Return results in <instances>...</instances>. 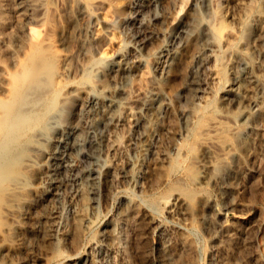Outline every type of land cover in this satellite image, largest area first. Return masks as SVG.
Returning <instances> with one entry per match:
<instances>
[{
	"label": "rangeland",
	"instance_id": "rangeland-1",
	"mask_svg": "<svg viewBox=\"0 0 264 264\" xmlns=\"http://www.w3.org/2000/svg\"><path fill=\"white\" fill-rule=\"evenodd\" d=\"M81 1L39 0L37 6L27 9L24 0H0V109L7 107L4 104L11 101L13 92L29 77L25 68L35 60L39 67L36 74L42 75L47 87L55 90L56 98V109H53L52 119H49L52 123L40 125L39 129L44 133L49 126V129L54 127V119H57L59 113L69 117L71 123L80 122L83 128L84 121L94 112L89 107L81 111L80 101L71 111L67 109L73 102V96L67 100L66 92L69 89L57 87L60 70L57 50L64 49L71 54V65H74L83 51L92 52L98 45L99 40H94V33L99 29H107L113 40L114 53L137 51L149 77L135 74L124 82L116 79L111 65V60L116 56L108 54L98 58L90 67L86 76L90 77L87 78L88 85L84 83L80 86L84 90L90 88L96 95L109 96L122 82L126 90L122 89L127 92L124 93L126 97L120 95L119 101L126 107L121 106L122 111L129 107L131 110L136 109L134 111L139 109L142 115L144 112L143 116H148L147 110L140 109V101L146 95L139 92V87L143 82L148 83L147 77L159 78L161 69L158 62L165 59V51L160 49L176 43L173 39L176 21L184 22L193 11L203 14L206 3L205 0H113L109 11L98 5L94 8L93 16H90L79 12ZM206 1L212 5L219 3L227 15L237 17L240 14V7L235 3L229 4L228 0ZM255 1L262 5L264 2ZM30 26L38 31L37 39H31L24 30V27ZM85 27L89 29L87 33L83 31ZM46 36L49 40L44 39ZM203 47L206 50L209 45L204 44ZM210 47L213 49L214 46ZM214 49L226 67L225 64L232 59L226 51L223 52L225 48L218 45ZM220 51L226 55L223 57ZM254 60L263 62L264 57L255 54ZM236 68L239 67L235 65ZM191 70L198 80L192 89L201 88L197 83L207 80L206 72L195 62ZM101 84L105 86L101 87ZM220 85L210 83L208 90H217ZM196 89L193 90L196 94H192L191 98L195 104L204 103L205 99H211L212 93L216 92L214 90L209 94L208 91L201 97L202 94L199 95ZM77 95H80L81 101L85 97L82 92ZM184 95V90L178 92L173 113H161L162 121L166 124L169 122L171 127L149 140L150 150L142 157L145 165L159 161L161 168L155 178L157 184L150 186L145 183L144 178L150 174L146 168L142 167L135 172V164L139 159L137 144L143 139L138 116L130 120H112L101 125L91 134L98 145L88 149L89 157L79 165L77 184L72 183L61 190L59 203H56L57 211L54 213L56 219H61L59 227H54L51 232L53 235L46 238L40 232L44 228L40 216L49 206L38 200L35 192H32V172L24 165L25 157L31 149L41 148L44 144L37 142L41 141L38 137H23L21 144L11 152L12 155L20 152L21 158L7 169L5 167L6 171L10 169L7 172L9 178L0 182V264H157L156 258L161 251L172 256L171 264H186L184 258H189L192 264H222L224 260L230 264H264V118L258 123L261 138L255 146V160L246 165L247 172L243 178L237 181L233 179L230 184L226 178H221L217 181L203 180L193 185L194 199L197 201L194 200L193 207H199L202 199H205L213 205L214 211L221 213L218 217L209 210L204 218L205 226H200L199 222L174 207L169 195V188L175 181L187 183L183 167L166 177V160L161 157L162 151H165L171 157L178 155L175 162L182 161L179 166L186 163L184 155L183 158L180 156L183 153L177 151L179 154H175L173 146L189 140L188 126H185L186 119L182 113L188 107ZM122 111L121 115L124 113ZM170 142L172 144L169 146ZM233 166L236 169L237 164L233 162ZM92 170L96 171L92 174H96L95 177L90 176ZM164 177L166 181L162 180ZM11 180L18 181L22 187L14 190ZM91 182L95 184V191L93 199L89 201L87 196L91 194L88 195L87 191ZM83 194L84 198L86 195L85 199L82 198ZM28 197L33 199L32 204L26 202ZM130 199L136 201L141 219L122 226L117 215ZM149 199L157 201L156 207L147 203ZM68 200L73 202V206H65ZM17 207L26 214L15 212ZM13 211L18 218L16 223L12 219ZM81 214L92 220L85 231L80 229ZM152 217L155 221L148 228L147 221ZM222 225L228 226L230 232L226 233ZM111 229L119 235L116 243L111 242L106 235ZM177 231L186 234L191 240L187 253H182L178 247L174 235Z\"/></svg>",
	"mask_w": 264,
	"mask_h": 264
},
{
	"label": "bare ground",
	"instance_id": "bare-ground-1",
	"mask_svg": "<svg viewBox=\"0 0 264 264\" xmlns=\"http://www.w3.org/2000/svg\"><path fill=\"white\" fill-rule=\"evenodd\" d=\"M228 1L229 4L235 3L240 7V14L237 17L227 15L219 3L216 2L212 5L205 0L203 14L193 11L188 14V19L184 22L176 21V29L173 35L176 43L170 45L169 48L160 49L165 51V53L163 52L165 59L158 62L161 69L159 78H148V71L144 69V63L139 59L137 51L114 53L113 40L107 29H99L94 33V40H99L98 45L92 52L83 51L82 56L75 60L74 65H71V54L64 49L57 50L59 52L56 54L60 61L57 87L69 89L66 92L67 100L73 96L71 98L73 102L71 106L69 104L70 108L67 109L71 111L77 101H80L79 108L81 111H84L85 107L93 108V115L84 121L85 127L83 128L80 126V122L71 123L69 117L59 113V116L53 114L58 116V121L56 118L54 119L56 123L53 128L49 129V126V131L46 128V133L39 129L42 123L47 124L52 119L51 113L54 112L56 99L55 90L47 87L48 84L43 82L42 75L36 74L39 67L35 60L26 66L25 69L29 77L24 82L22 81L19 86L17 84L18 87L16 86L17 89H14L13 98L4 104L7 107L0 109V182L2 183L9 178L7 172H10V169L6 171L7 167L21 158V156L19 157L20 152L16 151L19 153H17L18 155H12L11 152L13 149H17L23 137L40 138L41 141L37 140V142L39 141L45 146L32 148L25 157L24 165L30 168L32 172L31 177L34 181L32 192H35L34 195L38 200L44 201L49 206L40 216L44 226L40 231L43 237L52 236L51 232L54 227L58 229L61 219H56L54 213L57 211L56 203H59L61 190L72 183L77 184L79 165L85 158L89 157L87 156L88 149L96 148L98 145V142L94 140L96 138L92 137L91 134L95 128L101 125L108 124L112 120H130L131 117L138 116L141 121L143 139L137 144L139 159L135 164V172L140 171L142 167L146 168L150 174L144 178L145 183L150 186L157 184L158 180L155 178L159 174V168H161L159 161L145 165L142 157L150 150L149 140L171 127L168 125L169 122L166 124L162 121L161 113L163 111L169 114L173 113L176 96L181 90L185 91L184 100L186 104L188 103V107H185L182 113L186 119L185 124H187L184 125L188 126V131H186L189 132L187 134L189 140L186 139L185 142L176 143L177 145L173 146L175 154H179V151L183 153L180 156L183 158L184 155L186 163L184 166H179L182 161L180 163L175 162L178 155L174 157L172 154L173 157H171L165 151H162V155H160L166 160L164 161L167 168L166 177L183 167V172L188 181L187 183L175 181L169 188V195L173 200L174 207L192 220L199 222L200 226H205L204 218L209 210L215 216H221V213L218 210L214 211L213 205L205 199H202L200 205L198 204L199 207H193L196 199H194L193 185L199 181H217L221 178H226L230 184L234 180L243 178L247 172L246 165L255 160V146L261 138L258 123L264 118V61L257 62L254 60L255 54L264 57V2L263 5L261 3L260 5L255 0ZM38 2L39 0H24L27 9L37 6ZM112 4L113 0H83L80 11H78L93 16L96 6L99 5L109 11ZM25 29L31 39L38 38V31L34 27H24ZM83 31L87 33L88 27H85ZM44 39L49 40V37L46 36ZM204 44L209 45L206 50L203 47ZM218 45L224 47L223 52L226 51L227 56L232 59L231 61L227 57L230 62L225 64L226 67L222 65L224 63L221 61L222 57L214 49ZM210 46H214L213 49H210ZM108 54L116 56L111 60L113 77L116 79L119 78L120 81L124 82L130 80L135 74L148 76H146L147 81L149 80L148 83L143 82V85L139 87V92L145 94L146 98L143 97L144 100L140 101L141 108L137 107L147 110L148 116H143L144 112L142 115V111L139 112V109V111H134L136 109L131 110L129 107L122 111L123 108H126L119 101L120 95L125 96L124 93L126 92L123 90L125 87H123L122 82L116 88L114 87V91L109 96L96 95L90 91V88L84 90L80 86L88 83L90 77L88 76L87 79L86 76L90 67L97 62L98 58ZM226 54L221 52L223 57ZM40 61L43 60L40 59ZM194 62L204 69L207 80H200L201 82L197 83L198 87L201 88L194 87L192 89L198 81H196L191 70V65ZM234 64L239 68L235 70ZM85 72H87L86 75ZM210 83H213L214 86L215 84L221 85L217 90H211L212 92L216 91L212 93L211 99H205L204 103L195 104L196 102L191 100L192 94H196L193 90L197 88L196 92L199 95L201 93V97L203 93L208 91L210 94L211 91L208 90ZM104 86L105 84H101V87ZM80 92L85 94L82 101L80 95H77ZM215 103L217 104L214 105ZM121 111L124 112L122 115ZM78 119L80 120L81 117L79 116ZM50 123L48 124L50 125ZM171 144L170 142L169 146ZM171 148L173 149V147ZM23 149L22 147L21 150ZM233 162L237 164L236 169H234ZM95 172L92 170L90 176L96 175H92ZM63 173L65 178L61 176ZM166 177L162 180L166 181ZM17 182L12 183V187L16 191L22 187ZM94 191L95 184L91 182L87 191L88 195L91 194V196H87L89 201L93 199ZM82 198H84V194ZM145 199L147 198L145 197ZM25 200L28 204L33 202L30 197ZM149 200L147 203L150 206L153 207L157 204L156 200ZM65 206L71 207L73 202L68 200ZM15 209H17L15 212L21 215L26 214L18 207ZM11 214L14 222H18L14 211ZM80 217V229L85 231L91 225L92 220L84 214H81ZM117 218L121 220L122 226L141 219V214L136 208V201L134 199L128 200L122 210L118 212ZM154 221L153 217L147 221L148 228ZM228 226L222 227L226 233L230 232ZM106 235L114 243L119 239L118 233L112 229ZM174 235L181 252L187 253L191 245L190 238L178 231ZM171 258L172 256L161 251L156 258V263L171 264ZM184 262L192 264L189 258H184ZM222 264L230 263L224 260Z\"/></svg>",
	"mask_w": 264,
	"mask_h": 264
}]
</instances>
